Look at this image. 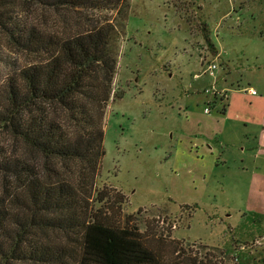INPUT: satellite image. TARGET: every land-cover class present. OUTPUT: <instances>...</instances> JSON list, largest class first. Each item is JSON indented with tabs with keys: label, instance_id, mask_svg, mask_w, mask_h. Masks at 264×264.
Masks as SVG:
<instances>
[{
	"label": "rangeland",
	"instance_id": "374dc122",
	"mask_svg": "<svg viewBox=\"0 0 264 264\" xmlns=\"http://www.w3.org/2000/svg\"><path fill=\"white\" fill-rule=\"evenodd\" d=\"M7 1L12 21L24 20L30 2ZM128 4L112 35L117 69L97 178L124 195L116 224L166 257L179 242L264 258V0ZM99 15L117 24V12ZM6 32L0 27V87L17 62ZM212 63L227 100L206 114Z\"/></svg>",
	"mask_w": 264,
	"mask_h": 264
},
{
	"label": "trees",
	"instance_id": "16d2710c",
	"mask_svg": "<svg viewBox=\"0 0 264 264\" xmlns=\"http://www.w3.org/2000/svg\"><path fill=\"white\" fill-rule=\"evenodd\" d=\"M28 1L14 22L0 0L5 46L17 56L0 87V264H264L235 246L197 253L212 247L201 243L174 242L166 257L116 224L124 195L97 178L117 69L112 35L128 0ZM104 12H117V24Z\"/></svg>",
	"mask_w": 264,
	"mask_h": 264
},
{
	"label": "built area",
	"instance_id": "2783aa9c",
	"mask_svg": "<svg viewBox=\"0 0 264 264\" xmlns=\"http://www.w3.org/2000/svg\"><path fill=\"white\" fill-rule=\"evenodd\" d=\"M220 70V66L218 63H212L208 66V68L204 71V75H208L211 78L214 79V83L211 88H208L205 90V94H210L211 96H214V98L208 102V105L205 107V113L210 114L217 106V101L221 102V105L225 103L227 100V92L223 90H219L217 88V85L219 83V79L217 78V74ZM201 75L197 76L199 78ZM251 95H256L257 92L254 89L250 90ZM226 105H224L225 107Z\"/></svg>",
	"mask_w": 264,
	"mask_h": 264
},
{
	"label": "crops",
	"instance_id": "0c3cea01",
	"mask_svg": "<svg viewBox=\"0 0 264 264\" xmlns=\"http://www.w3.org/2000/svg\"><path fill=\"white\" fill-rule=\"evenodd\" d=\"M230 108H231V103L228 102L227 105L225 106V109H224V110H226L225 113H227V111H229ZM262 150H264V149H262Z\"/></svg>",
	"mask_w": 264,
	"mask_h": 264
}]
</instances>
